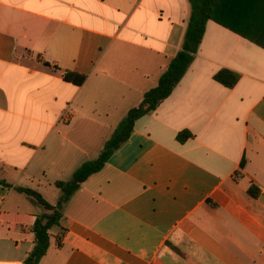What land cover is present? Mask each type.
I'll return each instance as SVG.
<instances>
[{"label": "crops", "instance_id": "0c3cea01", "mask_svg": "<svg viewBox=\"0 0 264 264\" xmlns=\"http://www.w3.org/2000/svg\"><path fill=\"white\" fill-rule=\"evenodd\" d=\"M191 12L188 0H0V167L13 185L0 184V264H24L44 212L14 187L56 205L55 183L158 86ZM223 69L240 76L233 88L215 80ZM60 225L40 264H264V49L209 21L173 93Z\"/></svg>", "mask_w": 264, "mask_h": 264}, {"label": "trees", "instance_id": "16d2710c", "mask_svg": "<svg viewBox=\"0 0 264 264\" xmlns=\"http://www.w3.org/2000/svg\"><path fill=\"white\" fill-rule=\"evenodd\" d=\"M188 1L191 4L192 12L182 48L170 61L158 86L149 90L141 104L128 112L98 158L82 164L70 180L55 183V186L62 191L58 203L51 204L37 190L28 187H14L18 193L27 195L44 209L43 214L37 217L33 226L35 246L24 264H40L50 248L51 230L61 226L65 204L80 189L81 185L91 176L100 172L114 153L130 139L136 122L141 117L154 112L161 102L173 93L193 63L209 21L217 22L264 49V0ZM49 66L51 65L49 64ZM63 79L82 86L87 76L77 72L64 71ZM215 80L227 88H233L239 82L240 76L228 69H223L215 75ZM192 136L189 131H183L179 133L178 140L185 141ZM242 167H244V163H242ZM4 173V169L0 167V184L12 188L13 185L2 178ZM255 191V188L251 187L249 194L257 197L259 191Z\"/></svg>", "mask_w": 264, "mask_h": 264}, {"label": "rangeland", "instance_id": "374dc122", "mask_svg": "<svg viewBox=\"0 0 264 264\" xmlns=\"http://www.w3.org/2000/svg\"><path fill=\"white\" fill-rule=\"evenodd\" d=\"M56 191H57V193H59V194L61 193L60 190H56ZM54 202H55V201H54Z\"/></svg>", "mask_w": 264, "mask_h": 264}]
</instances>
